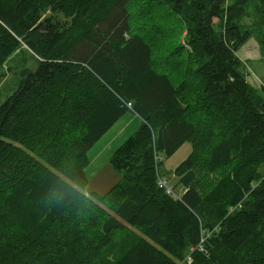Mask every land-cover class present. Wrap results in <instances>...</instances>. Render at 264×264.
<instances>
[{
    "label": "trees",
    "instance_id": "16d2710c",
    "mask_svg": "<svg viewBox=\"0 0 264 264\" xmlns=\"http://www.w3.org/2000/svg\"><path fill=\"white\" fill-rule=\"evenodd\" d=\"M253 34L264 56V0H0V83L29 54L0 103V264H177L202 231L190 264H264V85L236 53ZM127 110L119 179L90 197L86 152ZM185 142L175 198L160 156Z\"/></svg>",
    "mask_w": 264,
    "mask_h": 264
},
{
    "label": "rangeland",
    "instance_id": "374dc122",
    "mask_svg": "<svg viewBox=\"0 0 264 264\" xmlns=\"http://www.w3.org/2000/svg\"><path fill=\"white\" fill-rule=\"evenodd\" d=\"M213 21H216V18H214ZM240 22L244 26L251 27L252 18L249 15H245ZM246 41L247 43L244 46ZM246 41L236 53L245 65L246 76L248 77L247 81L252 86L259 88L260 85L264 83V56L261 54L258 47L256 35L253 34V36ZM249 48L255 49L254 53L257 52V56L249 57L241 55L244 51H248ZM25 56V51L21 50V52L14 53L7 61V66H9L10 69L8 70V73L6 72L7 76L0 83V103L17 85L16 82L19 77V61ZM127 122L128 127L126 128L125 124ZM140 123V118L127 110L96 142L91 145L86 152L89 162L84 168L86 185L84 188L80 189L83 193L90 197H92L91 192L98 196L102 195L107 188L119 179L120 173L111 168L109 157L115 148L134 133ZM69 148H72V145H70ZM190 150V143L185 142L170 156H160L162 159L159 163L160 176L166 180L167 185L170 186L173 193L177 195L179 194L180 186L177 184L176 177L173 176L171 172L176 165L187 156ZM131 230L138 233L133 228H131ZM191 262L192 256L189 255L188 250L183 259L177 261V264H190Z\"/></svg>",
    "mask_w": 264,
    "mask_h": 264
},
{
    "label": "built area",
    "instance_id": "2783aa9c",
    "mask_svg": "<svg viewBox=\"0 0 264 264\" xmlns=\"http://www.w3.org/2000/svg\"><path fill=\"white\" fill-rule=\"evenodd\" d=\"M126 106H127L128 108H131V104H130V102H128V103L126 104ZM157 183H158V185H159L160 187H164V188H165V191H166L168 194L172 195V196L175 197V198L177 197V196L172 192V190H171L169 187L166 186V183H165V181H164L163 179L158 178ZM232 210H233V207L229 208V212H232ZM202 233H203V234L200 236L198 243H197L195 246L189 248V255H191V252H193L194 250H198V251H200V252L203 253V254L206 253V248L203 246V242H204V240L206 239V237L209 236V233H208V232H205V231H202Z\"/></svg>",
    "mask_w": 264,
    "mask_h": 264
},
{
    "label": "crops",
    "instance_id": "0c3cea01",
    "mask_svg": "<svg viewBox=\"0 0 264 264\" xmlns=\"http://www.w3.org/2000/svg\"><path fill=\"white\" fill-rule=\"evenodd\" d=\"M250 41V40H249ZM247 43V41L244 43V46H245V44ZM254 50L255 49H250L249 48V50L248 51H244V53H242L241 55H243V56H249V57H252V56H257V52L256 53H254ZM29 54H27V56H28ZM248 77H246V79H247ZM262 85H264V83H262ZM126 125V128L128 127V122L125 124ZM117 178V177H116Z\"/></svg>",
    "mask_w": 264,
    "mask_h": 264
},
{
    "label": "bare ground",
    "instance_id": "6f19581e",
    "mask_svg": "<svg viewBox=\"0 0 264 264\" xmlns=\"http://www.w3.org/2000/svg\"><path fill=\"white\" fill-rule=\"evenodd\" d=\"M131 16V15H130ZM133 19V18H132ZM138 32V31H137Z\"/></svg>",
    "mask_w": 264,
    "mask_h": 264
}]
</instances>
